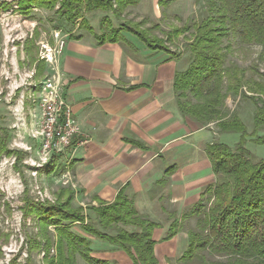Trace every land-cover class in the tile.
<instances>
[{"label":"trees","instance_id":"obj_1","mask_svg":"<svg viewBox=\"0 0 264 264\" xmlns=\"http://www.w3.org/2000/svg\"><path fill=\"white\" fill-rule=\"evenodd\" d=\"M33 1L36 0H21V7ZM42 1L46 2L45 5H54L61 0ZM140 2L62 0L59 15L74 23L85 12L112 10L117 15ZM115 3L120 9L113 8ZM207 3L208 17L195 22L190 33L192 60L185 71L176 75L178 104L185 117L202 127L215 125L219 134H237L240 140L235 148L224 142H212L206 146L213 171L220 179L206 188L191 212L197 218V225L189 230V246L179 262L264 264V158L256 161L247 147L248 137H252L257 145H264V134H260L264 129V79H246V70L231 62L230 44H225V39L234 36L243 45L261 46L264 52V0H208ZM117 29L98 36L97 40L100 44L124 40L123 29ZM126 30L149 48L160 50L146 30L130 26ZM238 95L256 104L252 134L240 116L227 108L228 97ZM0 132V162L4 156H15L18 163L24 152L10 148L11 131L8 127L2 124ZM61 155L56 154L53 160ZM74 197V191L65 188L55 202L33 201L26 205V215L36 217L41 229L38 237L42 240L31 238L29 241L30 254L34 250L45 253L38 264H78V257L88 264H112L93 255V238L124 250L133 264H159L153 238L158 224L138 214L126 188L119 191L113 202L91 206L94 217L85 214L82 206L74 207ZM51 227L56 232L55 240ZM180 227L179 219H172L164 240L175 237ZM54 247L56 254L52 255ZM28 264L37 263L29 257Z\"/></svg>","mask_w":264,"mask_h":264},{"label":"crops","instance_id":"obj_2","mask_svg":"<svg viewBox=\"0 0 264 264\" xmlns=\"http://www.w3.org/2000/svg\"><path fill=\"white\" fill-rule=\"evenodd\" d=\"M82 35L67 37L55 68L81 128L74 151L59 156L67 163L60 181L65 188L72 187L80 205L113 202L126 188L138 212L159 223L153 233L159 264L167 256L179 260L188 249L189 231L180 223L177 235L164 240L169 220L182 221L217 181L208 156L197 146L206 129L179 108L175 79L187 68L180 69L181 58L149 48L130 32L123 33L124 40L104 44ZM48 67L52 68L44 67V77L51 75ZM35 83L30 89L32 102L27 105L20 97L18 115L11 120V129L27 153L35 142L40 147L34 137L38 115L33 102L41 86ZM26 107L30 116L23 113ZM3 115L0 120L6 119ZM168 210H174L175 217L168 216ZM96 244L97 240L94 252ZM106 245L110 251L97 257L129 264L131 258L124 250Z\"/></svg>","mask_w":264,"mask_h":264},{"label":"rangeland","instance_id":"obj_3","mask_svg":"<svg viewBox=\"0 0 264 264\" xmlns=\"http://www.w3.org/2000/svg\"><path fill=\"white\" fill-rule=\"evenodd\" d=\"M61 1L54 5H45L46 2L36 0L21 7V0H0V116L4 114L3 116L7 119L0 120V124L12 130L10 148L25 151H22L24 156L18 163L15 156H4L0 162V264H28L29 257L37 264L42 262L45 256L44 251L34 250L31 254L29 252L31 238L42 240V237H38L41 229L37 218L26 215V205L33 201L55 202L60 191L65 189L63 182L60 181V175L67 163L61 162L58 157L53 160L56 154H52L49 160L45 161L41 146L39 147L36 142L33 151L27 153L17 133L11 129V120L14 121L15 115H18L20 97L28 105L33 99L30 95L32 94L31 85L39 81L35 84L37 88H40L41 80L47 78L42 75V72L44 67L50 65L40 58L41 43L47 42L55 46L57 35L67 40V37L87 34L97 40L98 36L109 34L115 29L119 30L117 28L127 33L126 29L130 26L141 31L146 30L150 39L154 40L155 46L159 47L163 53L172 54L174 58H181L180 69H183L187 68L192 60L189 44L193 24L207 18L210 13L208 0H143V2L141 0L138 5L129 6L117 15L112 10L85 12L76 22L70 23L59 15ZM113 8L120 9L118 3H115ZM225 44H230L228 51L231 62L246 70V79L259 81L264 79V52L261 46L243 45L234 36L225 39ZM166 49L169 51H165ZM53 71L49 68L51 75ZM244 89L247 90V87ZM40 95V92H37L33 102L38 115L36 119L38 126L41 116ZM226 104L230 112L240 116L247 125L248 132L252 134L256 104L252 100L242 99L239 95L229 96ZM31 111H33L32 106ZM23 113H29L30 116V110L27 107ZM205 129L206 132L204 131L203 137L200 138L202 140L199 144L197 143L198 148L200 147L205 153L206 146L212 142H224L235 148L240 140L237 134H219V129L215 125ZM260 134H264V129L260 131ZM14 136L15 139H13ZM34 137L40 142L36 132ZM247 141V147L253 152L255 160L264 158V145H257L252 137H248ZM215 176L216 180L220 179V176L216 174ZM68 185L66 188L73 190ZM73 205L74 207L82 206L85 214L94 217L90 210L93 205H80L75 202V197ZM166 212L168 216L175 217L174 210ZM187 214L189 216H186ZM190 215L189 211L185 213L182 221L177 218L184 226L185 232L196 228L197 225V218L190 220ZM140 216L143 217L142 214ZM175 218L168 219L169 226ZM126 229L131 230L133 227H126ZM50 230L55 240L56 232L52 227ZM111 233L115 234L116 231ZM96 240L97 251L93 252L94 256L104 255L110 251L106 245L107 242L93 238V242ZM55 249V247L52 249V255L56 254ZM169 252L172 253V251ZM132 263L130 259L129 264ZM78 264L88 263L78 257ZM164 264L185 263L179 262L173 256H167Z\"/></svg>","mask_w":264,"mask_h":264},{"label":"built area","instance_id":"obj_4","mask_svg":"<svg viewBox=\"0 0 264 264\" xmlns=\"http://www.w3.org/2000/svg\"><path fill=\"white\" fill-rule=\"evenodd\" d=\"M55 46L41 43L40 58L52 66L54 71L64 52L66 38L57 35ZM62 76L55 71L42 82L40 96L41 116L36 135L40 138L43 159L48 161L51 155L69 154L74 151V140L81 134V128L74 118L71 104L63 98Z\"/></svg>","mask_w":264,"mask_h":264},{"label":"water","instance_id":"obj_5","mask_svg":"<svg viewBox=\"0 0 264 264\" xmlns=\"http://www.w3.org/2000/svg\"><path fill=\"white\" fill-rule=\"evenodd\" d=\"M66 97V92L65 93H63V98H65Z\"/></svg>","mask_w":264,"mask_h":264}]
</instances>
